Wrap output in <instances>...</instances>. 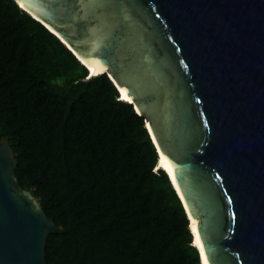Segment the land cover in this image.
<instances>
[{
	"label": "water",
	"instance_id": "obj_1",
	"mask_svg": "<svg viewBox=\"0 0 264 264\" xmlns=\"http://www.w3.org/2000/svg\"><path fill=\"white\" fill-rule=\"evenodd\" d=\"M14 1L127 90L208 263L264 264V0ZM15 168L0 138V264H47L61 229Z\"/></svg>",
	"mask_w": 264,
	"mask_h": 264
},
{
	"label": "trees",
	"instance_id": "obj_2",
	"mask_svg": "<svg viewBox=\"0 0 264 264\" xmlns=\"http://www.w3.org/2000/svg\"><path fill=\"white\" fill-rule=\"evenodd\" d=\"M14 0H0V138L60 233L47 264H202L144 117Z\"/></svg>",
	"mask_w": 264,
	"mask_h": 264
},
{
	"label": "bare ground",
	"instance_id": "obj_3",
	"mask_svg": "<svg viewBox=\"0 0 264 264\" xmlns=\"http://www.w3.org/2000/svg\"><path fill=\"white\" fill-rule=\"evenodd\" d=\"M83 63L88 66V68H89V70H90L92 75H97V74H99V73L104 71V70H97L95 65L89 60L88 61L83 60ZM120 91H121L122 100H125V101H128V102L132 101V97L129 96V94H128V92H127V90L125 88H121ZM125 94H127V98L126 99L124 98ZM148 127H149V124H148ZM150 131H151V129H150ZM155 142H156V140H155ZM160 155H161V159L159 158L161 160L160 161V166L162 168H164L166 171H168V173L170 174V176H171V178H172V180H173V182H174V184H175V186L177 188L178 193L180 194V196L182 197V199L185 202V199H184V197L182 195L181 189L176 183L175 166L171 163L170 159L164 153H162L161 151H160ZM185 204H186V202H185ZM186 207H187V205H186ZM187 209H188V207H187ZM188 211H189V209H188ZM189 215H190V219H191L192 231L194 232V235H195V243H196L197 247L200 249V251L202 253V256H203V264H206V262H207V264H209L207 259H206V254H205L204 247H203V245H202V243H201V241L199 239L195 218L191 215L190 211H189Z\"/></svg>",
	"mask_w": 264,
	"mask_h": 264
},
{
	"label": "snow or ice",
	"instance_id": "obj_4",
	"mask_svg": "<svg viewBox=\"0 0 264 264\" xmlns=\"http://www.w3.org/2000/svg\"><path fill=\"white\" fill-rule=\"evenodd\" d=\"M125 99L127 98V94H125V97H124ZM206 264H207V262H206Z\"/></svg>",
	"mask_w": 264,
	"mask_h": 264
}]
</instances>
